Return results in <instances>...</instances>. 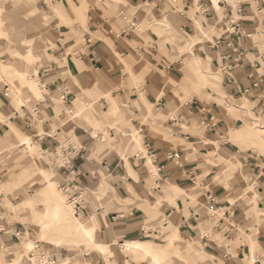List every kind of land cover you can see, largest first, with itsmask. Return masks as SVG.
<instances>
[{
    "label": "crops",
    "instance_id": "1",
    "mask_svg": "<svg viewBox=\"0 0 264 264\" xmlns=\"http://www.w3.org/2000/svg\"><path fill=\"white\" fill-rule=\"evenodd\" d=\"M131 1L136 6L142 4L138 7L145 17L149 16L151 13L149 7L153 6L156 12L168 10L172 15H177L178 18L184 20L186 22L182 26L184 29L190 32L196 30L202 36L194 46L195 48L205 44L203 42L205 39L208 40L207 47L211 57L209 60L215 67L223 65L224 55L230 56L228 60L233 65L236 83L230 85L224 79V92L228 98L234 100L246 99L251 103V109H253L254 104L256 105L254 109L258 108L259 110L261 108V102L264 101L262 97L264 95V82L260 92H257V96L244 95L243 91L249 89L253 81L264 80V0H240L238 2L237 0H218L219 9L210 0H200L198 6H202L203 13L196 12L200 21L188 14L193 11L194 0H182V6L179 8L183 11L179 13L178 8L170 0ZM42 5L48 7V2L44 1ZM218 12H221L220 16ZM143 16H134L133 19L144 21ZM91 19V27H88V31L90 30L95 36H86L87 52L80 54L81 62H78L80 67L74 66L72 69L73 76L68 84L62 76H59L60 74L57 75L56 72L60 71L59 68H54V71L40 70L38 79L43 84L42 97L44 99L35 103L33 107L40 112L38 115L35 114L36 119L28 113L26 106L21 107L24 113L22 117L17 111L13 113L9 106L5 111L9 115L10 121L17 118L16 122L11 125L15 129L20 130L21 122H26L24 129L30 132L32 138L42 147V153L52 150L55 145L59 144L58 135H63L66 132L71 133L72 138L78 140V143L71 144L70 162L61 171L65 178L72 179L73 183L81 187L84 193L94 188L97 191L104 190L107 194L110 193V184H112L120 198L132 201V208L125 206L117 210H113L115 206L110 202L105 206L100 205L98 200L94 201L95 205L92 202H86V210L78 218L93 230L95 243L88 239L80 240L78 236L68 237V243H88L94 245L97 250L100 244L107 247L106 252L98 250L100 254L96 255L95 259L90 254L85 255L84 258L91 261L90 264H152L151 259L145 255L144 251L130 250L125 252L122 246L126 242H143L149 244L151 248L153 247L152 253L165 248H161L163 245L148 240L153 236L158 238L159 232L154 230L152 226L154 222L145 212L149 206L154 207L152 205L154 203L153 195L163 192L155 205L162 206L160 209L171 224L162 230V237L178 235L180 238L184 236L187 240H196L203 247L201 257L206 255L214 257L219 264H253V256L255 257V264H262L261 260L258 261L257 251L260 252V257H264V161L261 165L258 158L249 156L244 161V170H233L228 178L222 180H220L222 177L218 178L217 167L210 169L206 163L202 167L200 154L214 153L216 161L220 160L225 163V161L229 162L233 158V152H236L230 145L232 141L229 136H223V132L218 133L226 126L225 118L217 111V103H213L211 106L203 104L200 101V94H193L191 101L180 106L176 111L172 110L173 93L171 89H166V85L175 81L167 75V83L165 81L164 87H162V81L158 79L157 75L154 80L150 79L147 82L146 94L143 96L148 106L156 104L158 110L163 109L165 113L160 117L167 118V120L163 123L142 122L144 104L138 91L129 81L130 76L127 69L132 72L135 78L139 80L142 78L133 69L138 63V52L145 54L146 49L138 47L134 50L132 48L134 45L131 46V43L142 42L136 32L145 30L146 21L137 25L138 31L137 29L130 31L127 23L121 20L120 24L128 29L118 34L113 30L116 24L114 21L103 20L99 15H92ZM155 24L173 28L169 18L158 19ZM230 26L233 27L229 28ZM107 32L111 34L108 35ZM98 35H102L106 39L108 37L112 44H109L107 40L100 39ZM187 35L194 34L188 33ZM217 42H225V44L219 49H214L213 46ZM228 44L231 47H227ZM195 48L193 50L194 57L196 59L201 58L196 55ZM180 59L182 60V56ZM205 61L207 64L208 58ZM172 66L173 64L166 68L169 70V74H172ZM66 73L69 72L64 74ZM180 73L186 79L184 71ZM250 77L253 78L250 79ZM97 78L100 80V85L99 81H97L98 85L94 84ZM110 88L115 89L111 91ZM44 91L46 92L45 95ZM110 92L112 97L108 102ZM83 94L89 100L95 99V103H90L93 105L100 104V108L106 110V116L98 118L97 115L84 111V108L89 107L90 103L85 104L80 99ZM59 95L62 97L65 95V99ZM161 96L163 98L160 99ZM59 98L61 103L74 113L75 118H81L79 116L86 112L95 126L89 124L84 118H81L85 121L83 125L74 122L70 118L71 113L65 110L58 116L56 101ZM120 102L125 107L128 106L132 115L137 117L131 120V125L143 137H140L141 146H143L141 153L134 144L130 146L131 148H124L130 167L127 166L126 160L118 150L101 151L102 145L96 141L97 138H103L102 136L109 134L112 137L109 143H116L117 138H113L116 132L110 126L113 123L112 120H124L127 116L122 107V114L125 116L115 117L112 107L115 103L121 105ZM151 113L155 115L153 112ZM173 115L175 116L171 118ZM216 116L218 121L216 118L215 122L218 125L215 129L200 131L198 128V131L193 128V120L195 123L202 119L210 122V119ZM57 117L62 126L56 130L54 119ZM96 126L100 129L94 130ZM103 127L105 133L101 130ZM169 127L175 128L174 132H169ZM54 129L57 131V135L54 133ZM42 132L43 134H41ZM171 137L174 141L170 139ZM224 140L227 143H223L219 147V144ZM102 142H106V140L104 139ZM39 145L37 146L40 147ZM134 152L139 154H132ZM173 154H176V157L170 158V155ZM149 159L156 168L155 173L151 170ZM40 169L31 168L29 170L30 175ZM41 170L44 171L45 169ZM202 173L205 175V180L210 183V189L205 192L204 196L198 197L197 204L191 202L190 199H194L191 196V198L186 199L185 205L181 197L189 194L184 190L188 189L192 182L196 183ZM225 176L227 177V174ZM15 178V174H11L7 182H12ZM46 185L47 181L42 180L38 189L44 188ZM163 187L164 190L162 191ZM12 191L8 190L6 193ZM207 199L213 201L211 206L215 207L216 211L222 212V217L217 223L212 224L213 226L203 222L200 224ZM8 200L0 201V209L4 204L9 210ZM10 202L12 201L10 200ZM39 203L41 202H38L34 208L24 210H34ZM44 203L48 204V202ZM51 210V207H46L43 213L36 215V222L41 230L40 238L43 241L44 231L41 229L42 224L39 221L48 219L51 216ZM212 220V216L208 217V222ZM255 220H259L254 225L257 233L252 232L250 228L247 229V235L256 238L254 241L249 244L244 242L243 238L234 239L238 227L249 225ZM168 222L165 225H168ZM232 222H234V227L232 230H227ZM2 225L5 228L3 232H0V264H4L1 260L6 253L15 255L17 252L18 254L20 249L18 247L22 238H29V232H25V229L18 223L11 224L6 221V218H3L0 219V226ZM209 226L212 227L210 230L208 229ZM207 231H212V233ZM101 234L104 235V239L99 240L98 237ZM222 234L224 235L220 238ZM63 239L65 240V237H62ZM145 239L147 241H144ZM29 240L33 241L32 239ZM115 240L121 243L120 249H113ZM246 241H248L247 238ZM165 243L167 244L168 240ZM3 251L5 253L2 254ZM131 256L139 258L141 262L135 261ZM68 259L69 257H64L62 260ZM64 264L78 263L70 260ZM163 264H170V261L166 259Z\"/></svg>",
    "mask_w": 264,
    "mask_h": 264
},
{
    "label": "rangeland",
    "instance_id": "2",
    "mask_svg": "<svg viewBox=\"0 0 264 264\" xmlns=\"http://www.w3.org/2000/svg\"><path fill=\"white\" fill-rule=\"evenodd\" d=\"M44 1L48 2V7L42 5ZM170 1L176 6V8H178V13L183 11L179 8L182 6V0ZM199 1L200 0H194L193 11L191 14L188 13L192 18L195 20L197 19L198 21H200V19L197 18L196 12L203 13V9L198 6ZM238 1L240 0H237V2ZM83 5L85 6V10L81 11L80 7ZM141 5L142 4L138 6ZM138 6L134 5L131 0H1L0 30L4 32L6 31L11 36L10 38L0 36L1 63L6 65V62L9 60H14L15 67L18 70L25 71L31 75L34 74V71H38L40 73V70L43 69L54 71V68H59L60 71L56 72L57 75L60 74L59 76H62L64 81L68 84L73 76L72 69L75 65L79 66L78 62H81L80 54L87 52L86 36H95V34H93L90 30L88 31V27H91V16L99 15L103 20L114 21L116 24L114 25L115 27L113 30L115 33L119 34L122 31H127L128 29L120 24L121 20L124 21L122 17L123 15H125L128 21L131 22L129 25L132 24L134 16H143ZM149 10L151 12L149 13V16H143L144 21H146L145 30L138 31L137 25L142 24L144 21L141 18V20H135L136 27L134 30L137 29L138 32H136V35L140 38V40H142V42L131 43V46L134 45L132 47L134 50L138 47L146 49L145 54L138 52V63L136 62L137 66L133 69L137 74L141 75L142 78L140 80L135 78L132 72L127 69L130 76L129 81L138 91L142 99V103L144 104L142 107L143 114L141 121L146 123H163L167 120V118L163 119L160 117L165 113V111L163 109L158 110L156 104L148 106V104L144 101L145 98L143 96L146 94L147 82L150 79L154 80V77L157 75L158 79L162 81V87H164L167 83L166 75L170 76L175 82L167 84L166 89H171L173 93L172 99H174V102L171 106L172 110H178L180 106H183L191 101L194 95L200 94V101L203 104L211 106L213 103H217V111L225 118L224 121L226 126L224 129L219 130L218 133L223 132V136H229V139L232 141L230 145L236 152H233V158L229 162L225 161V163H222L220 160L216 161L214 153L200 154V158H202V167L205 163L208 164V168L210 169L217 167V171L219 173L218 178L222 177L220 179L222 180L228 178L233 170H244V161L246 158H249V156L258 158L260 164L263 165L264 144L262 147V144L252 143L249 138L242 136L241 129L249 126L250 128L248 132L258 133V136L264 140V132L260 129L263 128L264 131V111L254 109V107L251 109V103L246 101V99L234 100L232 98H228L223 90V87H225L223 66L221 65L215 67L210 62L211 57L207 47L208 40L204 38L205 40L203 42H205V44H202L197 48H188L189 45L186 42V38H190L191 35L187 34H194L192 36L195 37L196 45L197 42L200 41V38H202L198 31L195 30V32H190L187 29H184L182 26L186 22L178 18L177 15H172L168 10L156 12L153 9V6H150ZM57 12L61 13L62 18L55 16ZM221 12H218L219 16L221 15ZM163 18H169L173 24V28L162 24H155L156 20ZM46 19H48V21H46ZM116 25H119V27H116ZM85 28H87V30ZM107 34L109 35L111 33L107 32ZM98 37L100 39L107 40L109 44H112L108 37L107 39L102 35H98ZM31 43L35 54L38 56L37 57L35 55L36 57L32 59L28 54V47ZM126 43L129 44L128 42ZM194 48L196 55L202 58L197 59H200L204 67L206 65V68L199 72H194L193 75H188L186 72V60L195 58L193 55ZM18 52L21 54H17ZM180 56H182V60L180 59ZM206 58H208L207 64L205 61ZM172 64V74H169V70H166V68ZM67 71L69 73L64 74ZM181 71H184L186 79H184L183 74L180 73ZM35 78L39 80L38 77ZM97 81H99L100 85V80L98 78L94 84L98 85ZM27 87L30 88V85H28L26 79H23L22 83L18 79L11 80L6 75L0 76V201L5 202L10 199L15 205L20 203L18 206L21 207L22 204L24 205L25 201L33 200L34 198L30 195H33L35 191L37 192L40 190L38 188L40 187V181H42V176L40 175L42 174L41 169H45L44 172L51 176V180L55 182L56 189L60 195L64 198L66 197V201H69L68 196H66L60 188V183L64 180V175L61 170L62 166H65V162L69 160L64 152L65 149L70 148L71 144L78 143V140L74 137L72 138L71 133L66 132L63 135H58L57 140L59 144L55 145L56 148L54 147L52 150L42 153V147L32 138L30 132L24 129V126H26L25 121L21 122L22 125L20 130L11 126L16 122L17 118L10 121L9 115L5 112L8 109V106L12 108L13 113L17 111L21 117L24 113L20 106H26L28 113L36 119L35 113H33V107L35 103L43 100L44 97L40 98L32 95L31 91ZM113 89L115 88H110L109 90L113 91ZM45 94L46 92L44 91V95ZM59 96L62 97L61 95ZM111 97L112 94L110 92L108 94V102H110ZM262 97L264 98V95H262ZM161 98H163V96H161L160 99ZM18 99L22 100L21 105L17 102ZM80 99L85 104L90 102L95 103V99L89 100L85 94H83ZM219 100L224 104L227 103L229 107L223 105ZM120 103V113L115 117H124L122 114V107L126 111L127 116L124 120H112L113 123L110 126L114 128L116 132V135L113 138H122L124 146L129 148L132 145L130 141L134 138L136 147L141 153L143 146H141L140 137H142V135L139 134L138 130H136L134 126L131 125V120L136 119L137 117L132 115L128 106L125 107L122 102ZM56 110L58 116L65 110L68 113H71L70 118L74 120V122L80 125L85 123L84 119L75 118L74 113L61 103L60 98L56 101ZM85 110L89 114L97 115L98 118L106 116V110H102L100 108V104L93 105V103H90L89 107L84 108V111ZM151 112L155 115H152ZM174 116L175 115L171 118ZM216 118L218 121L217 116ZM58 119V117L54 119V128L56 130L62 126ZM194 121L195 120H193L194 129L198 130L199 128L200 131L205 129L202 125L203 120L196 123ZM55 129L54 133L57 135V131ZM97 129H100V127H94V130ZM174 129L175 128L171 127L168 128L169 132H174ZM101 130L105 133L104 127L101 128ZM22 134L29 135L32 138L34 145H39L40 147H35L32 150H25L19 143ZM41 134H43V132ZM102 137L103 138H97L96 140L99 141L100 145H102L100 149L101 151H111L113 149L118 150L116 144L109 143L110 138H112L109 134ZM214 138L216 139V137ZM104 139L106 142H102ZM170 139L174 141L172 137ZM223 143L227 142L225 140L222 141L219 144V147ZM132 154L139 153L134 152ZM31 168L34 170L38 168L41 169L30 175L29 170ZM11 174H15L16 178L12 182H7V180L10 179ZM226 174L227 177L225 176ZM193 183L194 182H192V185L188 189L184 190L190 196L185 194L181 197V199L184 200L185 205L186 199L191 198V196L194 198L190 199L191 202L193 204H197L198 197L204 196L205 192L210 189V183L205 180V175H203V173L200 174V178L196 181V183ZM110 185V193L107 194L104 190L97 191L94 188L92 190H88L82 195L80 193L79 194L86 202H92L94 205V201L98 200L100 201L99 204L102 206H105L109 202L114 204L115 208L113 210H117L118 208L125 206L132 208V201L120 198L116 194L112 184ZM8 190L13 191L11 193H6ZM163 190L164 187L162 188V191ZM162 193L154 194L152 198L154 199V203H152L154 207L152 208L148 205V210H145V212L150 216V220L154 222L152 225L154 230L159 232L158 238L153 236L148 240H152L158 245H163L161 248H167L165 241H169L172 237L175 238L176 244L169 250L172 251V255L169 258H166L170 261V264H219L214 257L207 255L205 257H201L203 247L202 244L196 240H187L184 236L180 238L178 235L168 236L170 237L169 239L166 236L162 237V230L171 224V222H168L166 217L163 215L162 210L160 209L162 206L155 205L158 197L162 195ZM10 200H8V203ZM207 200L208 201L204 207L205 212L202 213L200 224L203 222L206 225H212L219 221L222 217V212L216 211L215 207L211 206L209 199ZM46 204L47 203L41 202L34 210H24L26 208L22 206L23 211L18 210L17 215H11V212L9 213L7 207L3 204L0 209V219L2 220L3 218H6L8 223L20 224L25 229V232H29V238L21 239L18 255L6 253L1 262L4 264H16V258L19 257V264H41L43 257L52 258L56 255L58 258V262L56 264L68 263L70 260H73L78 264H90L91 261L85 259L84 256L90 254L95 259L96 255L100 254L95 246L88 243H68V237L74 235L71 234L73 230L64 226L59 229L58 222L51 216L40 223L42 224L41 229L44 231V235L42 236L44 241L41 240V230L36 222V215L43 213L46 207L52 208L54 205L51 202H48L47 205ZM36 205L37 204H34L31 208H34ZM70 207L73 209L72 213L74 212V214H76L74 206ZM211 216L213 217V220L208 222V217ZM166 222H168V225H165ZM256 222H259V220L252 221L249 225L244 227H238V231H236L234 239L238 240L239 238H243L244 242H248L249 244L254 241L256 238L247 235V229L250 228L252 232L257 233V230L254 228ZM233 227L234 222H232L230 228L227 230H232ZM4 228L5 227L3 225L0 226V230ZM211 228V226L208 227L209 230ZM61 230H64V233L66 234L63 235ZM69 231L70 235H68ZM207 232L212 233V231ZM223 235L224 234H222L220 238H222ZM62 237H65V240L63 239L64 241L62 240ZM246 238L248 241H246ZM29 239L33 240L32 242L34 245L35 242L37 243V248L35 245L34 249H26V242ZM98 239H104V235L101 234ZM59 240H61L64 244L57 246L54 242ZM115 241L113 249H120L121 243L117 240ZM144 241L147 240L145 239ZM154 255H156V257L161 261V264H163L164 260H166L163 259L159 252L154 253ZM103 256L107 257L105 254H103ZM257 256L258 261L261 260L262 264H264V257H260V252L258 251ZM64 257H69V259L62 260ZM147 257L151 259L152 264L155 263L151 256ZM132 259L141 262L139 258L132 257ZM252 260L254 261L253 258Z\"/></svg>",
    "mask_w": 264,
    "mask_h": 264
},
{
    "label": "bare ground",
    "instance_id": "3",
    "mask_svg": "<svg viewBox=\"0 0 264 264\" xmlns=\"http://www.w3.org/2000/svg\"><path fill=\"white\" fill-rule=\"evenodd\" d=\"M210 1H212V3L216 6V8L219 9L218 0H210ZM0 2H1V0H0ZM80 10L81 11L85 10V6L84 5L81 6ZM55 16H58V17L62 18L61 13H59V12H57ZM46 21H48V19H46ZM85 29L87 30V28H85ZM40 31H41V29H40ZM40 31H38V32H40ZM0 36L7 37V38L11 37L6 31L4 32L2 30H0ZM186 42L189 45L188 48L192 49L195 46V43H196L195 37L191 35L190 38H186ZM32 43L28 47V54H29V57L31 59L35 58L37 56L35 54L34 50H33ZM17 54H21V53L18 52ZM6 63L7 64L4 65V64L1 63V60H0V76L6 75L11 80L18 79L22 83H23V79H26V81L28 82V85H30V88L29 87H27V88H29V90L31 91L32 95H34L36 97H40V98L42 97V95H43V92H42L43 84H41V82L35 78V77H38V74H39L38 71H34V74L31 75V74H29V73H27L25 71L18 70L15 67L14 60H9ZM204 68H206V65L204 67V65L201 63L200 59H196V58L192 59L191 58L189 60H186V69H187L186 72H187L188 75L189 74L193 75L194 72H197V71L199 72V71H201ZM204 72H205V70H204ZM17 102L19 103V105L22 104V100L18 99ZM220 102L222 103V101H220ZM222 104L228 106L227 103L226 104L222 103ZM120 106L121 105L118 104V103H115L113 105L112 108H113V112H114L115 116H117L120 113L119 112V109L121 108ZM20 107H22V105ZM235 109H238V108H235ZM79 117L84 118L89 124L95 126L94 122L86 114V112L81 114ZM245 127H247V126H245ZM249 128L250 127L248 126L247 128L241 129L242 136L249 138L252 141V143H254V144H262V147H263V144H264L263 143L264 142L263 138L258 136V133L248 132ZM260 129H262V132H264L263 128H260ZM235 133H237V132H235ZM134 141H135L134 138L131 139L130 142H131L132 145L133 144L136 145L135 144L136 142H134ZM19 143H20V146L23 147L25 150H32L35 147H38L37 145H34V143L31 140V138L29 136H26V135H22L21 136ZM115 144H116V146L118 148L119 153L126 160L127 166L130 167L129 162H128L127 154L125 155V149L124 148L126 146H124L122 138H117V141H116ZM149 163L151 165V169L155 173L156 172V168L152 164V161L150 159H149ZM41 176H42L41 180H46L47 181V185L44 188H41L39 191L35 192L33 194V196H32L34 199L25 201L24 205L22 204L21 207L18 206V205H14L12 202H9L8 203V207H9L8 212L9 213L11 212V215H13V214L17 215L18 210L19 211L22 210L23 207L28 209V208L33 207V205L37 204L38 202H43V201L44 202H49V203L51 202L52 204H54L53 207H52V210H51V217L55 218V220L58 222L59 229H61V228H63V226H65L68 229L73 230L71 232V234H74L75 236H78V238H80V240L88 239L92 243H95V236H94L93 230L90 229L88 226H86V224H84L78 218V216L76 214H74V212L72 213L73 209L70 207V206H73L72 203H70L69 201H66V197L64 198L63 196L60 195V193L56 189L55 182L51 180V176L48 175L47 173H45L44 171H42ZM83 193H84V191H83ZM39 223H42V220H40ZM61 232H63V235L66 234V233H64V230H61ZM68 235H70V231H69ZM175 236H177V235H175ZM55 243L57 245H61L62 241L61 240L55 241ZM175 244H176V240H175L174 237H172L167 243V248L160 249V250L156 251V253L159 252V254L162 255L163 259L169 258L172 255V251H169V250H170L171 247L175 246ZM25 247H26V249L31 250V249H34L35 245H34V243L31 240H28L26 242V246ZM19 248H20V246L18 247V249ZM97 248H99L98 250H101V252H106L105 250H106L107 247H105L103 245L101 246V244H100V245H98ZM122 249L125 252L126 251L129 252L130 250H141V251H144L146 256H151L153 258V260L155 262L154 264H161V261L156 257V255H154V253H152L153 247L151 248V246L149 244H145L143 242H134V243L126 242L122 246ZM3 253H5V251H3L2 254ZM15 255H18L17 252H16ZM253 259H254V261L252 260L253 264H255L256 263L255 262V257H253ZM19 262H20V259L18 257V258H16L15 263L19 264Z\"/></svg>",
    "mask_w": 264,
    "mask_h": 264
},
{
    "label": "built area",
    "instance_id": "4",
    "mask_svg": "<svg viewBox=\"0 0 264 264\" xmlns=\"http://www.w3.org/2000/svg\"><path fill=\"white\" fill-rule=\"evenodd\" d=\"M202 9V6H201ZM123 20L128 24L129 26V30L131 31L135 29L136 27V22L133 19L132 20V24L129 25L131 22L128 21V19L126 18L125 15L122 16ZM234 25V24H233ZM233 26H230L229 28H232ZM233 30H236V28H233ZM225 44V42H217L216 44H214V49H219L221 48L223 45ZM227 47H231L229 44L227 45ZM228 58H230V56L228 55H224L223 57V72H224V79L228 84H235L236 80H235V76H234V69H233V65L232 63L229 62ZM253 77H250V79H252ZM264 82V80H258V81H253V83L251 84V87H249V89L244 90L243 93L244 95H256L257 96V92H260V90L262 89V83ZM63 99H65V95L62 97ZM248 100V99H247ZM261 108L259 110H264V101L261 102ZM256 107V105L254 104V108ZM258 109V108H257ZM33 112L38 115L40 112L36 109L33 110ZM216 117H213L210 119L209 121H206L204 119L202 125L205 127V129H215V127H217L218 123L215 122ZM65 154L68 157V161L65 162V166H62V168H66V165L69 164L70 162V155H71V150L70 148H66L65 149ZM176 157V154L170 155V158H174ZM60 188L61 190L66 194V196H68L69 202L72 203V205L74 206L76 215L79 217L81 215V213L85 212L87 204L86 201L84 199H82L81 195L83 194L82 188L75 185L73 183V180L70 178H65L64 180L61 181L60 183ZM81 195H80V194ZM210 203H213V201L211 200ZM0 232H3V229L0 230ZM58 262V258L56 255H54L52 258H48V257H43L41 264H56Z\"/></svg>",
    "mask_w": 264,
    "mask_h": 264
}]
</instances>
